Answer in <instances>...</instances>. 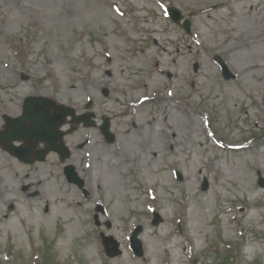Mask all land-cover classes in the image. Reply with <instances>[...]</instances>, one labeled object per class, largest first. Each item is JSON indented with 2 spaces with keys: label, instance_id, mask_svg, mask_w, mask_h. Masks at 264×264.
<instances>
[{
  "label": "rangeland",
  "instance_id": "rangeland-1",
  "mask_svg": "<svg viewBox=\"0 0 264 264\" xmlns=\"http://www.w3.org/2000/svg\"><path fill=\"white\" fill-rule=\"evenodd\" d=\"M30 94L103 112L116 140L81 132L82 187L54 154L29 167L0 150V264H264V0H0V123Z\"/></svg>",
  "mask_w": 264,
  "mask_h": 264
},
{
  "label": "water",
  "instance_id": "water-1",
  "mask_svg": "<svg viewBox=\"0 0 264 264\" xmlns=\"http://www.w3.org/2000/svg\"><path fill=\"white\" fill-rule=\"evenodd\" d=\"M171 15L174 20L178 21L180 14L174 9H170ZM185 27L188 28V23L185 24ZM219 64L223 68V74L225 78L231 77V74L228 72L225 65L220 59H218ZM26 103L23 106V115L17 119H11L5 117L6 128L3 132H0V144L3 148L10 150L14 153L13 146L8 143L12 140L19 139L21 136L29 146L33 140L43 139L46 140L49 147L56 139L60 138L54 132L60 124H62V119L67 115H73V109L64 108L62 106H55L51 101L44 98H29L25 101ZM54 109L56 113L49 114L50 109ZM61 115L57 118L58 115ZM32 148V147H31ZM140 230L137 229L133 234V243L135 245V237ZM103 243L105 246L108 244V238H105ZM139 247V243L137 242ZM112 250L116 249L115 246L111 248ZM110 254H113L110 248H107ZM116 251V250H114Z\"/></svg>",
  "mask_w": 264,
  "mask_h": 264
},
{
  "label": "bare ground",
  "instance_id": "bare-ground-1",
  "mask_svg": "<svg viewBox=\"0 0 264 264\" xmlns=\"http://www.w3.org/2000/svg\"><path fill=\"white\" fill-rule=\"evenodd\" d=\"M156 43H157V41H155ZM248 43V38L246 37L245 39H244V44H247ZM188 49H190V46H188ZM147 57H149V54H147L146 55ZM154 64H159V60L158 59H156L155 60V62H154ZM166 66V65H165ZM168 127V126H167ZM151 134L152 133H150L149 134V137H148V139H147V144H149L150 143V141H151V139H152V136H151ZM111 179V177L110 176H107L106 177V182H107V184H108V182H109V180ZM51 192V191H50ZM52 193V192H51ZM51 193H50V195H51ZM59 198H62V196L61 195H59ZM65 207V206H64ZM72 225H74V224H72Z\"/></svg>",
  "mask_w": 264,
  "mask_h": 264
}]
</instances>
